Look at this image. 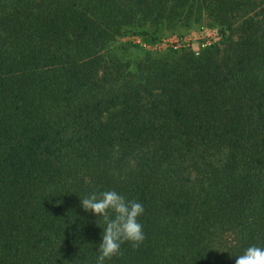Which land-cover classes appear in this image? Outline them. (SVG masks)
Listing matches in <instances>:
<instances>
[{
  "label": "trees",
  "instance_id": "16d2710c",
  "mask_svg": "<svg viewBox=\"0 0 264 264\" xmlns=\"http://www.w3.org/2000/svg\"><path fill=\"white\" fill-rule=\"evenodd\" d=\"M200 20L198 50L120 40ZM105 191L145 239L104 264L264 248V0H0V264H96Z\"/></svg>",
  "mask_w": 264,
  "mask_h": 264
},
{
  "label": "clouds",
  "instance_id": "9594fccd",
  "mask_svg": "<svg viewBox=\"0 0 264 264\" xmlns=\"http://www.w3.org/2000/svg\"><path fill=\"white\" fill-rule=\"evenodd\" d=\"M82 208L103 218L102 242L98 246L96 264L120 254L121 244L130 242L134 248L144 241L145 236L138 217L143 214L142 204L135 200L126 201L115 191H105L97 196L92 193L80 199ZM235 264H264V248L249 246L243 254L236 256Z\"/></svg>",
  "mask_w": 264,
  "mask_h": 264
},
{
  "label": "rangeland",
  "instance_id": "374dc122",
  "mask_svg": "<svg viewBox=\"0 0 264 264\" xmlns=\"http://www.w3.org/2000/svg\"><path fill=\"white\" fill-rule=\"evenodd\" d=\"M175 27V32L162 36L160 42L154 43L152 45H145L141 43L138 37L134 36H126L120 40L137 43L153 51H160L167 46H188L193 50H198L202 46L200 43L204 42L206 45L218 39L216 29L207 24V22L204 20H200V22L197 23H191L189 26L177 24Z\"/></svg>",
  "mask_w": 264,
  "mask_h": 264
},
{
  "label": "built area",
  "instance_id": "2783aa9c",
  "mask_svg": "<svg viewBox=\"0 0 264 264\" xmlns=\"http://www.w3.org/2000/svg\"><path fill=\"white\" fill-rule=\"evenodd\" d=\"M201 45L203 46V45H205V43L203 42V43H201Z\"/></svg>",
  "mask_w": 264,
  "mask_h": 264
}]
</instances>
